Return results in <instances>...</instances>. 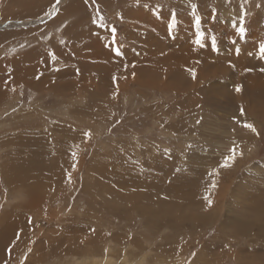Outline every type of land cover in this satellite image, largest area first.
<instances>
[{
	"label": "rangeland",
	"instance_id": "obj_1",
	"mask_svg": "<svg viewBox=\"0 0 264 264\" xmlns=\"http://www.w3.org/2000/svg\"><path fill=\"white\" fill-rule=\"evenodd\" d=\"M262 43L264 0H0V224L27 227L0 264H264ZM21 62L63 90L9 87Z\"/></svg>",
	"mask_w": 264,
	"mask_h": 264
},
{
	"label": "bare ground",
	"instance_id": "obj_2",
	"mask_svg": "<svg viewBox=\"0 0 264 264\" xmlns=\"http://www.w3.org/2000/svg\"><path fill=\"white\" fill-rule=\"evenodd\" d=\"M93 31V30H92ZM90 43V42H89ZM95 45V44H94ZM99 47V46H98ZM94 49V48H93ZM97 49V48H96ZM34 52V51H33ZM99 52V51H98ZM105 52V51H103ZM102 52V53H103ZM91 53V52H90ZM38 54V53H37ZM106 55L104 57H106L105 59L107 60L106 63L110 64L112 63L109 59H107L112 53L109 52V51H106L105 53ZM89 55V54H88ZM49 56V55H47ZM82 56H84V54H82ZM81 56V57H82ZM35 57V56H33ZM87 56H85L86 58ZM96 57V56H94ZM113 57V56H112ZM37 58V57H36ZM93 58V57H92ZM117 58V57H116ZM123 58V57H122ZM46 61L47 59L50 60V58L46 57L45 58ZM88 59V58H87ZM115 59V58H114ZM105 60V61H106ZM118 60V59H117ZM121 60V58L119 59ZM41 61V60H40ZM52 61V60H51ZM66 61V60H64ZM101 61V60H100ZM16 62V61H15ZM49 62V61H48ZM85 62V61H84ZM4 63V62H3ZM19 63V62H17ZM39 63V62H38ZM44 63V62H43ZM115 63V62H114ZM7 64V65H6ZM4 64L7 69L11 66L9 63H6ZM14 63H12L13 65ZM29 64V63H28ZM28 64L25 65L23 68H22V72H18V76L20 77V79H23L24 81L28 82L29 84L35 86V87H41L42 83L43 82H49L50 84L47 83V87L46 88H51L53 89L54 91H57V88L58 90L62 89L63 86H59L57 84V82L53 81L55 79V77L58 75L57 72L53 71V70H50L47 74L50 75V79H44L43 78V73H42V69H40V66L39 68L37 69H32L31 67H28ZM3 64H1V66H4ZM49 65V64H48ZM83 65V64H82ZM114 65V64H113ZM9 66V67H8ZM38 66V65H37ZM12 67V66H11ZM14 67V66H13ZM44 68V67H43ZM74 68V67H73ZM108 68V67H107ZM65 69V68H64ZM115 67L114 66H111L108 68V71L109 72V75H110V72L113 73L115 72ZM119 69V68H118ZM130 69V68H129ZM12 70V68H11ZM55 70V69H54ZM57 70V69H56ZM78 70V69H77ZM85 70V69H84ZM128 70V68H127ZM132 70V69H131ZM130 70V71H131ZM106 71V70H105ZM47 72V71H46ZM59 72V71H58ZM78 72V71H77ZM62 73V72H61ZM70 73V72H69ZM67 74V73H66ZM115 74V73H114ZM66 76V75H65ZM45 77V76H44ZM8 79V78H7ZM7 79L5 81H7ZM66 79V78H65ZM16 81L15 78H13L12 76L10 77V82L8 84V86L10 87L11 85H13ZM75 81V80H74ZM105 81V80H104ZM70 82V81H69ZM6 85V84H5ZM7 86V87H8ZM67 86V85H66ZM65 86V87H66ZM2 89V87L0 88ZM68 90V89H67ZM59 93V92H58ZM0 96L2 97V94H1V91H0ZM61 156V155H60ZM13 166V165H12ZM30 166V165H28ZM28 166H24L20 168V170L17 168H14L12 171H11V174L9 175L11 177V180L9 181V183L13 186H15L16 188V184L15 183H19L20 186H22L23 189H26L27 192L29 194H31V196H33L32 199V202L33 204L35 203L34 201L37 199L36 197H34V195H37L38 196V193L41 192L43 190V185L41 182L43 178H46L48 177V173H46V168L44 169H39L40 171H42L40 174H38L40 171L38 170L37 168V172H35V169L32 167V169H30L31 167H28ZM14 167V166H13ZM39 167V166H38ZM55 168V167H54ZM48 169V168H47ZM58 171V170H57ZM60 172V171H59ZM13 174V175H12ZM51 175V174H50ZM60 175V174H59ZM52 178V177H51ZM56 178V177H54ZM8 179V178H7ZM49 179V178H48ZM55 180V179H54ZM46 187V186H45ZM45 191V189H44ZM116 192V191H115ZM41 194V193H40ZM190 194V193H189ZM154 200V199H153ZM146 203V202H145ZM22 215H24L23 213H20ZM18 212H14L8 216H5V218L2 220V224L1 227H0V261L1 260H5L6 259V256H5V249H6V246L7 245H11L10 243L14 242L13 240L15 239L14 238V235H15V232H16V228L17 227H21L20 228V233H22L21 235H24L26 232H27V227L25 226L24 227V224H23V221H22V217ZM9 216H11L12 220L8 223V218ZM7 218V219H6ZM6 219V222H4V220ZM15 227V228H14ZM26 230V231H25ZM17 238V237H16ZM18 241H21L22 240V236L17 238ZM22 242V241H21ZM8 257V256H7ZM95 262V261H94ZM98 262V261H97ZM109 262V261H108ZM92 263V262H91ZM90 264V263H89ZM99 264V263H98ZM112 264V262H111Z\"/></svg>",
	"mask_w": 264,
	"mask_h": 264
},
{
	"label": "snow or ice",
	"instance_id": "obj_3",
	"mask_svg": "<svg viewBox=\"0 0 264 264\" xmlns=\"http://www.w3.org/2000/svg\"><path fill=\"white\" fill-rule=\"evenodd\" d=\"M59 2H60V0H57V4ZM196 9H197V6L196 5H192V15L195 17V26H196V29H197V33L196 34H197V37H198V39L196 40V43L201 45V46H203V40H204V37H205V32L201 30V17L196 14ZM49 15H51V13ZM94 22L98 23L99 26L102 27V28L106 27V25L104 23V17L103 16H100L98 18V21H94ZM176 27H177V19H176L175 14L173 13L171 22L168 25L169 33H172L175 30ZM246 31H247V29L245 27L240 26L238 28L239 36L244 37L246 35ZM116 32H117V30L113 26L111 28V33H112V37H113V39H112V43L113 44H116ZM232 42H233V44L236 43L235 40H233ZM214 44H215V41H213V45ZM115 53H116L117 56L123 55V53H122V51H121V49L119 47L115 48ZM260 53H261V56L264 57V43H262L260 45ZM190 71H192V70L190 69ZM262 71H264V69H262ZM193 77L195 78V73L194 72H193ZM239 90L240 89L237 88V91H239ZM241 113L243 114V109H241ZM243 126L245 128L250 129L252 132H256V128L252 124L245 123ZM84 136L86 138H89L91 136V133L90 132H85ZM166 151H169V150L166 149ZM236 155H237L236 147L230 148L229 154L227 156H225V158L223 160L222 167H230L231 164L234 163V161L236 159ZM240 155H242V153H240ZM69 179H71V177H69ZM213 186H215V185H213ZM211 203H212V201L209 200V204H211Z\"/></svg>",
	"mask_w": 264,
	"mask_h": 264
},
{
	"label": "crops",
	"instance_id": "obj_4",
	"mask_svg": "<svg viewBox=\"0 0 264 264\" xmlns=\"http://www.w3.org/2000/svg\"><path fill=\"white\" fill-rule=\"evenodd\" d=\"M8 63V62H7ZM3 64H6V63H3ZM14 66V65H13ZM12 66V67H13ZM25 66V62H23V64H22V62L20 63V65L18 66L19 68H18V71L19 72H22V68ZM28 67H30L29 65H28ZM17 75H18V72H17ZM16 75V76H17ZM17 82H19V81H23V82H25V83H27L26 81H24V80H21L20 78H19V76H17ZM28 84V83H27Z\"/></svg>",
	"mask_w": 264,
	"mask_h": 264
}]
</instances>
